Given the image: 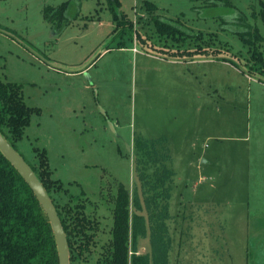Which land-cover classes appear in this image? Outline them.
Returning <instances> with one entry per match:
<instances>
[{"label":"rangeland","instance_id":"rangeland-1","mask_svg":"<svg viewBox=\"0 0 264 264\" xmlns=\"http://www.w3.org/2000/svg\"><path fill=\"white\" fill-rule=\"evenodd\" d=\"M65 2L61 26L45 21ZM118 3L133 36L113 31L110 0H0V81L34 109L18 153L30 165L44 153L59 209L68 196L85 204L93 261L119 186L142 203L133 141L164 138L169 264H264V77L252 65L264 60V0Z\"/></svg>","mask_w":264,"mask_h":264},{"label":"trees","instance_id":"trees-1","mask_svg":"<svg viewBox=\"0 0 264 264\" xmlns=\"http://www.w3.org/2000/svg\"><path fill=\"white\" fill-rule=\"evenodd\" d=\"M206 6L226 5L229 0H201ZM68 3L60 5L51 15L49 8L43 12L45 21L62 25ZM114 32L118 38L129 31L133 36L130 22L119 12L118 0H110ZM149 14H154V4L145 2ZM152 21L155 17H152ZM158 28H162L156 22ZM170 27V26H169ZM171 33L175 28L168 29ZM137 35V34H136ZM257 40H261L258 36ZM242 40L244 41L243 37ZM252 65L264 77V60L252 56ZM34 109L23 101L21 86L0 81V134L18 152L16 144L22 139L29 125ZM166 140L135 139L133 141L134 170L140 183L142 203L135 191L129 192L119 186L110 199L111 224L108 238L100 247V253L93 261L92 246H96V222L86 216L85 204L78 198L68 196L66 205H55L52 189L60 184L51 179L44 153L38 154L37 165H29L45 189L56 210L65 233L70 264H169L171 238L167 221L170 220L169 201L175 176L170 168L171 157ZM23 158V157H22ZM24 159V158H23ZM75 204V205H73ZM134 207V212L131 208ZM145 211L146 217L138 212ZM148 235L150 252L138 255V241ZM0 264H58V254L53 232L48 219L33 192L15 168L0 152Z\"/></svg>","mask_w":264,"mask_h":264},{"label":"water","instance_id":"water-1","mask_svg":"<svg viewBox=\"0 0 264 264\" xmlns=\"http://www.w3.org/2000/svg\"><path fill=\"white\" fill-rule=\"evenodd\" d=\"M0 152L27 183L44 211L54 235L58 254V264H70V256L65 233L52 201L47 195L45 189L22 156L10 146L1 134Z\"/></svg>","mask_w":264,"mask_h":264},{"label":"crops","instance_id":"crops-1","mask_svg":"<svg viewBox=\"0 0 264 264\" xmlns=\"http://www.w3.org/2000/svg\"><path fill=\"white\" fill-rule=\"evenodd\" d=\"M166 61H167V60H166ZM169 63H171V62H169ZM171 64H172V65H175L176 63H171ZM188 94L191 95L190 92H189Z\"/></svg>","mask_w":264,"mask_h":264}]
</instances>
